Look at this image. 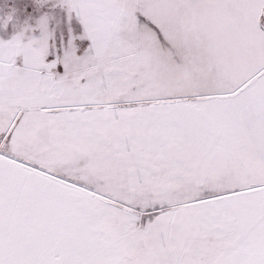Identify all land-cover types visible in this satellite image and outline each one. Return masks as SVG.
<instances>
[{"label": "snow or ice", "instance_id": "6c2138e0", "mask_svg": "<svg viewBox=\"0 0 264 264\" xmlns=\"http://www.w3.org/2000/svg\"><path fill=\"white\" fill-rule=\"evenodd\" d=\"M0 264H264V0H0Z\"/></svg>", "mask_w": 264, "mask_h": 264}]
</instances>
